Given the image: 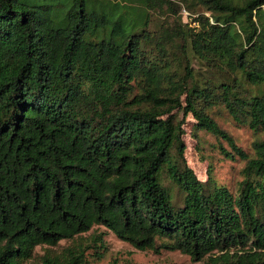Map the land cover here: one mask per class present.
<instances>
[{
    "label": "trees",
    "instance_id": "1",
    "mask_svg": "<svg viewBox=\"0 0 264 264\" xmlns=\"http://www.w3.org/2000/svg\"><path fill=\"white\" fill-rule=\"evenodd\" d=\"M68 1L0 0V264L96 226L139 251L264 264V0H190L188 21L155 29L170 0ZM218 110L256 136L251 155ZM188 115L245 162L235 193L189 167ZM106 251L95 234L41 264Z\"/></svg>",
    "mask_w": 264,
    "mask_h": 264
},
{
    "label": "rangeland",
    "instance_id": "2",
    "mask_svg": "<svg viewBox=\"0 0 264 264\" xmlns=\"http://www.w3.org/2000/svg\"><path fill=\"white\" fill-rule=\"evenodd\" d=\"M56 1L61 2L62 5H67V7L70 4L68 0ZM170 1L172 2L171 8L152 15L151 29H155L161 24L174 25L179 16L182 17L183 21H188L189 10L187 6L190 0ZM191 8L198 12L202 11L197 5H193ZM194 66L198 67L196 64ZM214 117L220 127L235 139L237 145L248 155H251L252 144L256 136L247 128L235 125L223 110L216 111ZM182 128L184 130L183 140L186 145L185 158L197 178L205 181L210 177L217 185L226 187L230 192L235 193L237 185L242 179L245 162L237 158L224 157L222 149L232 152L227 144L206 132L195 131L194 120L190 115L186 117ZM95 234L103 235L107 251L99 261H93V258L89 257L90 262L88 264H206L205 260L193 262L189 256L176 251H164L161 254H155L150 251L136 250L100 226L93 227L90 232L81 235V238L61 241L54 247H36L32 258L25 264H41L42 257L46 254L62 256L65 248L75 246L78 243L87 244L90 236Z\"/></svg>",
    "mask_w": 264,
    "mask_h": 264
},
{
    "label": "built area",
    "instance_id": "3",
    "mask_svg": "<svg viewBox=\"0 0 264 264\" xmlns=\"http://www.w3.org/2000/svg\"><path fill=\"white\" fill-rule=\"evenodd\" d=\"M187 14V13H186Z\"/></svg>",
    "mask_w": 264,
    "mask_h": 264
}]
</instances>
